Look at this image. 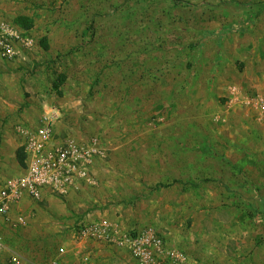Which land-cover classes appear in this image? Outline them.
Wrapping results in <instances>:
<instances>
[{"label": "rangeland", "instance_id": "1", "mask_svg": "<svg viewBox=\"0 0 264 264\" xmlns=\"http://www.w3.org/2000/svg\"><path fill=\"white\" fill-rule=\"evenodd\" d=\"M262 15L264 0H0V26L33 39L0 61V115L34 124L56 110L75 130L55 139L95 137L105 149L97 186L67 216L54 212L58 231L21 245L3 229L0 263L56 264L67 248L57 237L81 239L78 225L100 218L174 247L216 245L221 256L227 246L235 261V243L257 242L238 264L264 256V116L245 103L264 94V20L245 24ZM221 64L229 78L209 85Z\"/></svg>", "mask_w": 264, "mask_h": 264}, {"label": "built area", "instance_id": "2", "mask_svg": "<svg viewBox=\"0 0 264 264\" xmlns=\"http://www.w3.org/2000/svg\"><path fill=\"white\" fill-rule=\"evenodd\" d=\"M32 45V38L0 26L1 61L14 62L20 49L27 51ZM245 103L264 116V95L246 98ZM62 117L54 110L52 115H40L34 124L19 122L14 126L26 158L22 174L8 180L0 189V219L6 226L16 227L11 213L24 198L39 203L47 195L64 201L72 193L97 186L93 169L104 157L103 145L95 137L86 141L55 139L53 126ZM76 234L81 239L124 249L136 264H189L181 250L168 248L163 237L153 229L122 230L99 219L80 223ZM6 249L0 234V255ZM10 262L22 264L17 255H11Z\"/></svg>", "mask_w": 264, "mask_h": 264}, {"label": "crops", "instance_id": "3", "mask_svg": "<svg viewBox=\"0 0 264 264\" xmlns=\"http://www.w3.org/2000/svg\"><path fill=\"white\" fill-rule=\"evenodd\" d=\"M262 19L264 20V15H262L261 18L254 19V21L252 19H247L245 21V24L247 25L254 24L258 26V24L259 25L262 24ZM257 20H259L260 22L257 23ZM222 63H224L223 60H222ZM213 71L215 72L213 73ZM226 71L227 70L224 68V64H221L219 68L217 66L213 68L212 66L210 69V72H211V75H213L214 77L213 78L211 77V81H210L211 84L209 83V85H215V83L218 84L221 81L226 80V78L228 79L229 76L226 75ZM202 84H204V82ZM5 88L3 84L0 86L1 96L5 95V92H4L6 90ZM202 88L204 89L202 85L199 86L198 84L196 86V89L198 90L194 92V95H193L194 99H196L197 101L194 106L196 108L201 107V109L204 106V100L206 96L204 92L201 90ZM236 89L238 90L236 86H232L231 84H229L226 86V89L224 91L225 92L224 96L228 100L227 103L232 108L236 107V104L239 99L237 97L238 91H236ZM263 95L264 94H262V96ZM252 112L255 113V115L259 116L257 111L253 110ZM23 117L25 118L24 115H0V189L3 187V185L8 180L17 178L22 174L23 167L19 165L17 158H16V152L18 148L20 147V140L18 136L15 134L13 128L17 123L26 121ZM71 121L72 120H70L69 118L67 119L63 115L62 119H60L53 126L54 135L56 134L58 135L61 132V130H64V131L75 130V128L72 129L69 126V124H71L70 123ZM68 138L69 139L73 138L75 140L77 139L81 140V138L79 137V134L68 136ZM63 140L59 139V141H63ZM85 191L87 190H84V191L80 190L76 193H72V195L64 201L57 199L55 197H52V196H47V195H45L42 202H39V203L31 201L28 198H24L22 202H20L16 207H14L11 213V218L13 219L15 223L17 222L16 227L14 228L8 227L0 219V233L1 231H3V229H7V230H4L5 232H7L8 229L10 231H14L13 234L11 235L13 236L14 240H16L17 243L21 245L35 242V241H30V240L37 239L36 236L38 234H42V233L47 234L49 232L54 234L58 231L57 227L51 223V222H55V221H52L54 212H58V213L60 212L59 214H57V216L59 217L67 216L68 214H70L72 210L76 209L75 204L76 203L78 204L80 201L83 200L81 197H83ZM82 205H77V206L80 207ZM53 219H56V218H53ZM33 222H37V223L33 224ZM31 223L33 225L29 227ZM29 231L32 233L34 232L32 235L33 237H31V234ZM16 234L18 235L16 236ZM69 236L71 238L66 239V240L64 238H66L67 236L63 235V236L57 237V240H60V242H62V245L66 246L67 248L65 247L66 250H64L63 252V254L65 255L63 257H60V259H58L56 264H136L130 258V256L124 249L111 247L104 243L96 242V241H88V240L82 241V239H77L76 235L74 236L69 235ZM2 237L5 238V235H3V232H2ZM162 237L168 248L179 249L182 251L184 250L183 252L187 257L189 264H238V263H242L243 260L250 261V258H249L250 252L253 251L255 245L258 244L255 241H248V240L247 242H245L244 240V241H241V242L238 241V243H235V246H237V249L235 250L234 255L244 256L241 258L242 260L238 258V260L235 261L231 259L232 255L231 256L229 255L230 249L227 246H224V251L226 252L228 250V252H226V255L220 256L219 254L217 255L216 245L211 248L206 247L203 250L199 247L194 246L192 242H187V243L185 242V243H179L180 247H176V246L174 247L172 246L173 244L170 245L171 243L169 244L167 242L164 236ZM52 238L55 239V237H52ZM112 249L113 251H111ZM255 253L260 254L258 249ZM254 257L256 256L254 255ZM263 258L264 256H261L256 261H253V264H264ZM0 262H3L1 257H0Z\"/></svg>", "mask_w": 264, "mask_h": 264}, {"label": "trees", "instance_id": "4", "mask_svg": "<svg viewBox=\"0 0 264 264\" xmlns=\"http://www.w3.org/2000/svg\"><path fill=\"white\" fill-rule=\"evenodd\" d=\"M17 24L19 26H21L22 28L27 29V30L31 28V21L29 18H26V17H18L17 18ZM44 47H45V49L47 48L46 46H44ZM16 158H17L19 165L21 167H24L26 155L24 153L23 147L18 148V150L16 152Z\"/></svg>", "mask_w": 264, "mask_h": 264}]
</instances>
